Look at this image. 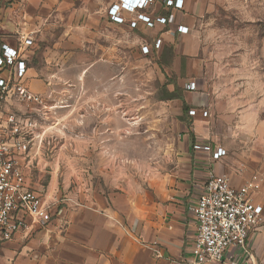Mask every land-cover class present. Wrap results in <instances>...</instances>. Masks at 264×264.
Listing matches in <instances>:
<instances>
[{
  "label": "crops",
  "instance_id": "obj_1",
  "mask_svg": "<svg viewBox=\"0 0 264 264\" xmlns=\"http://www.w3.org/2000/svg\"><path fill=\"white\" fill-rule=\"evenodd\" d=\"M118 0H0V49L2 44L19 45L21 30L34 31V49L28 53L27 81L35 86L45 81L46 62L52 52L80 51L88 40H114L118 36L145 45L144 40L162 39L151 54L163 58L168 99L177 106L180 140L176 162L158 173L137 198L90 189L84 197L89 206L65 210L48 223L28 218L31 230L17 234L0 248V264H264V219L251 228L247 251L230 246L222 262L200 263L192 252L198 221L190 206L203 190L210 172L227 174L238 188L255 175L260 187L250 198L263 206L264 216V100L243 90L244 83L222 66L214 47L202 45L195 0H184L177 9L155 3L144 12L157 16L175 15L172 22L148 26L136 13L122 12L124 22L111 19L109 8ZM187 26V33L179 26ZM154 44V43H153ZM151 44V45H153ZM37 51L42 65H32ZM70 51V50H69ZM60 52V53H61ZM195 88H190V83ZM40 83V84H39ZM195 109V115L189 110ZM207 111V115L203 112ZM195 143L219 144L227 155L214 160L210 152L194 149ZM30 151L20 163L29 178L35 159ZM58 186L50 181L47 199L57 197ZM82 195V194H81ZM44 196V195H43ZM48 201V200H46ZM50 202V201H49Z\"/></svg>",
  "mask_w": 264,
  "mask_h": 264
},
{
  "label": "rangeland",
  "instance_id": "obj_2",
  "mask_svg": "<svg viewBox=\"0 0 264 264\" xmlns=\"http://www.w3.org/2000/svg\"><path fill=\"white\" fill-rule=\"evenodd\" d=\"M195 5L193 12L181 10L199 14L202 45L216 48L223 68L242 80L243 90L264 100V0H195ZM69 50L52 52L44 75L50 85L35 86L47 98L41 110L47 117H37V146L31 152L42 165L35 159L29 178L45 200L65 210L89 206L84 194L90 189L137 198L178 157L180 120L167 99L172 94L166 62L122 36ZM31 58L32 65H42L37 51ZM260 106L264 117V103ZM50 181L58 186L52 200L45 194Z\"/></svg>",
  "mask_w": 264,
  "mask_h": 264
},
{
  "label": "built area",
  "instance_id": "obj_3",
  "mask_svg": "<svg viewBox=\"0 0 264 264\" xmlns=\"http://www.w3.org/2000/svg\"><path fill=\"white\" fill-rule=\"evenodd\" d=\"M155 3L181 9L184 0H118L109 8V14L113 21L124 22L122 12L136 13L131 26L139 21L148 26L172 22L173 13L153 20L144 12ZM178 30L187 33L189 28L181 25ZM34 34V31L21 30L18 47L2 44L0 49V248L17 234L31 230L28 218L36 223H48L64 213L63 207L54 201H46L30 185L19 160L37 146V117H47V111H41L47 108V98L34 91L27 81L26 59L35 46ZM161 43L162 39L158 38L153 45L145 44L142 52L150 53L152 46L159 48ZM189 87L195 88V83H190ZM19 104L28 105L30 110H21ZM36 105L40 107L36 108ZM196 112L195 109L189 110L190 115ZM203 115H207V111ZM194 149L210 152L214 160H220L228 153L221 145L212 143H195ZM259 187L258 175L238 188L233 186L227 174L210 172L207 175L197 202L189 207L198 221L192 246L198 262L220 263L230 246L247 251L251 228L264 219L263 206L250 198V193Z\"/></svg>",
  "mask_w": 264,
  "mask_h": 264
},
{
  "label": "trees",
  "instance_id": "obj_4",
  "mask_svg": "<svg viewBox=\"0 0 264 264\" xmlns=\"http://www.w3.org/2000/svg\"><path fill=\"white\" fill-rule=\"evenodd\" d=\"M172 97V95H170L169 97H167V99H170Z\"/></svg>",
  "mask_w": 264,
  "mask_h": 264
}]
</instances>
